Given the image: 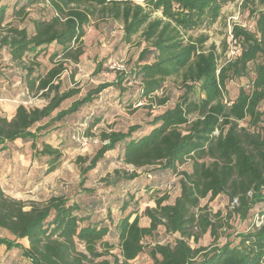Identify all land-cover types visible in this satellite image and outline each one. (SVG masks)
Segmentation results:
<instances>
[{
	"label": "trees",
	"instance_id": "trees-1",
	"mask_svg": "<svg viewBox=\"0 0 264 264\" xmlns=\"http://www.w3.org/2000/svg\"><path fill=\"white\" fill-rule=\"evenodd\" d=\"M23 0H17V5ZM25 0L15 15L20 16L30 6L49 5L54 15L50 19L32 20L27 26L8 22L9 7L0 0V51H7L11 63L19 68L21 81L29 94L46 100L42 107L16 108L12 118L0 108V156L18 140L31 142L39 158L46 159L45 175L57 171L63 154L59 148L42 143L40 132L53 123L78 113L93 103L110 87L122 88L126 74L117 72L113 82H105L90 89L73 101L69 108L62 104L80 95V88L62 90L60 79L63 60L79 63L84 54L82 38L91 19L100 14L121 22L123 41L131 43L135 36L147 46L141 52L143 64L135 69L140 80V97L164 105L168 98L158 99L169 78L179 81L182 95L174 107L152 120V130L140 137L133 134L140 125L127 132L102 131V146L89 159L79 158L80 185L94 170L106 153L124 143L122 160L134 171H125L112 182L134 180L139 172L152 170L178 173L187 161L190 172H181L180 194L174 203H166L167 195L155 193L153 207H146L148 225L132 214L120 217L115 226L120 254L112 253L114 246L105 238L111 227L102 220H94L96 202L86 207L69 203L64 196H52L47 202L26 203L15 199L0 187V246L6 251L18 250L29 264H134L147 253L151 264H264V211L260 226L242 233L237 244L192 248L188 239L197 243L208 231L216 235L218 224L201 201L214 200L221 194L231 202L237 201L234 212L246 219L257 206H264V10H252L254 31L233 25L232 41L240 52L235 57L220 55L215 45L205 47L207 35L194 37L189 32L205 24L214 23L222 9L235 0ZM250 0H243L244 7ZM264 6V0H260ZM159 12V16H154ZM55 47L50 59L53 66L42 73L38 58ZM226 46V44H225ZM227 47V46H226ZM61 57L59 61H56ZM152 61H149V58ZM56 61V62H55ZM102 64L94 70L100 73ZM254 79L250 91L241 89L237 98L224 101L228 83L245 77L250 71ZM56 114L54 115V113ZM45 120L46 123L41 125ZM102 119L90 122L88 132ZM247 121L248 127L240 122ZM89 134V133H88ZM127 208V203L122 210ZM163 226L169 234H179L173 244L155 243L146 246L144 240L153 237ZM27 239L28 247L20 241Z\"/></svg>",
	"mask_w": 264,
	"mask_h": 264
},
{
	"label": "rangeland",
	"instance_id": "rangeland-1",
	"mask_svg": "<svg viewBox=\"0 0 264 264\" xmlns=\"http://www.w3.org/2000/svg\"><path fill=\"white\" fill-rule=\"evenodd\" d=\"M16 1L3 0V3L9 7L8 22L19 24L21 27L27 26L29 30H32L33 19H50L54 15L49 5L39 4L28 7L24 13L16 16V11H19L21 5L26 3L23 0L20 5H17ZM136 2L144 4L142 0H136ZM252 10H264L260 0H250L246 7L243 0H235L224 6L214 23L205 24L189 32V35L194 37L207 35L208 41L205 47L215 45L220 55L219 63L222 64L225 57L235 56L230 52L233 25H241L254 31L255 19ZM159 15V12L154 13V16ZM85 30L86 34L82 38L84 54L80 57L78 64L63 60L61 63L65 70L60 77L62 90L80 88L81 93L65 101L60 109L69 108L73 101L83 97L97 85L113 82L117 72L126 74L122 85L123 90L118 87L106 89L99 98L78 113L53 123L40 132L39 149L45 142L59 148L63 154L60 168L50 175L44 174L47 168L46 159L37 156L31 147V142L18 140L12 143L0 159V187L11 197L24 201L27 210L30 209L31 203L42 204L52 196L62 195L68 198L69 203H80L84 207L83 213H86V207L96 202L97 208L92 212L93 219L102 220L110 225V234L105 239L114 246L112 253L119 255V238L114 224L120 217L132 214L131 221L138 217L141 225H148L149 221L144 211L146 207L155 205V199L152 196L155 193L164 194L169 197L166 203H174L180 194V173L190 172L191 162L187 161L182 165L178 173L141 171L136 179H121L113 185L112 182L119 177L116 172L122 176L125 171L129 173L134 171L132 166L123 163L122 153L125 144L120 143L115 150L106 153L97 167L88 173L85 184L81 186L83 163H80L78 159L80 157L87 159L85 165H88L89 159L96 154L102 144H105L99 137L104 130L127 132L131 126L140 125L141 129L135 132L133 137L140 138L148 134L153 128V118L174 107L183 92L179 81L169 78L163 90L157 93L158 99L168 98L164 105H159L156 100L153 102L145 99L138 100L141 84L134 71L137 66L143 64L141 52L147 44L141 42L139 36H135L131 43L124 42L121 22L100 14H96L91 19ZM54 50L55 47L52 46L47 54L38 58L42 73H46L53 66L54 62L51 61L50 55ZM60 59L62 58L58 57L56 61ZM149 61H152L151 57ZM99 63L102 64L101 71L95 75L93 73ZM254 77V72L251 70L247 76L231 80L227 85L224 101L231 104L241 89L250 91ZM21 104L28 108L42 107L46 104V100L26 91L21 81L19 68L11 63L7 51L2 50L0 51V108L3 114L9 117ZM100 117L101 123L88 132L90 122ZM47 121L45 120L41 125ZM240 126L248 127V122L242 121ZM126 203L127 208L122 210V206ZM204 206H207L211 217L218 224L217 232L215 236H212L208 231L199 238L197 243L193 238L188 239L194 249L209 247L215 243L223 245L227 241L237 244L240 240L239 235L260 226L263 220L259 214L260 211H264L263 205L257 206L246 219H242L234 212L237 201L231 202L224 194L212 201L202 200L201 207ZM0 235L4 233L0 232ZM177 238H180L179 234H169L165 232L163 226H160L155 236L146 238L144 244L146 246L157 242L173 244ZM24 243L27 242L24 241ZM132 263L151 264L152 261L145 252ZM0 264H29V262L21 256L20 251L8 252L2 247L0 248Z\"/></svg>",
	"mask_w": 264,
	"mask_h": 264
},
{
	"label": "built area",
	"instance_id": "built-area-1",
	"mask_svg": "<svg viewBox=\"0 0 264 264\" xmlns=\"http://www.w3.org/2000/svg\"><path fill=\"white\" fill-rule=\"evenodd\" d=\"M230 41H232V37L230 36ZM230 52L233 54V55H235V56H237L238 54H239V52H240V49L234 44V43H232L231 42V49H230ZM232 56V55H231ZM235 56H232V57H235ZM84 140V139H83Z\"/></svg>",
	"mask_w": 264,
	"mask_h": 264
},
{
	"label": "crops",
	"instance_id": "crops-1",
	"mask_svg": "<svg viewBox=\"0 0 264 264\" xmlns=\"http://www.w3.org/2000/svg\"><path fill=\"white\" fill-rule=\"evenodd\" d=\"M15 112H16V109H15V111L13 112V113H11V115L9 116V118H12L14 115H15ZM6 153V152H5ZM4 154V153H3ZM3 154L0 156V159H1V157L3 156ZM24 241L25 242H27V243H24ZM25 247H28V241H27V239H23V240H21L20 241ZM2 247H4L5 248V246H0V248H2ZM6 249V248H5Z\"/></svg>",
	"mask_w": 264,
	"mask_h": 264
}]
</instances>
